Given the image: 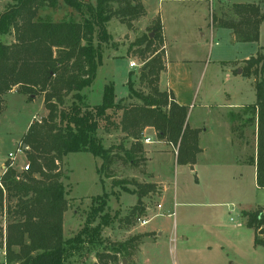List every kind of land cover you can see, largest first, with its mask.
<instances>
[{"label": "trees", "instance_id": "obj_1", "mask_svg": "<svg viewBox=\"0 0 264 264\" xmlns=\"http://www.w3.org/2000/svg\"><path fill=\"white\" fill-rule=\"evenodd\" d=\"M64 2L81 15L80 21L39 19V11L48 3L54 7V0H15L0 13V97L18 87L22 95L29 96V101L44 95L48 111L41 123L33 122L29 126L22 139L28 146L26 157L30 170L19 172L10 168L0 178V209L6 208L12 218L6 234L0 232V239H4L0 248L6 249L7 264H74L71 258L81 252L83 245L96 244L101 226L109 224L107 215L100 216L99 226L94 228L89 223L83 234L65 239L64 215L69 202L60 165L70 154L90 153L102 161L99 173L109 170L116 153L114 147L106 148L98 136L102 124L104 130L117 128L132 140L125 156L126 162L133 166L144 158L142 140L147 128H153L160 140L177 148L179 165L196 164L201 152L200 131L188 125L189 108L179 105L173 93L159 87L165 69L162 57H154L157 52L154 46L161 33L159 22L153 38L143 35L133 45L143 48L142 55L150 54L138 74L143 89H135L131 73L127 98L117 101L114 87L108 85L100 105L86 103L83 92L93 85L102 59V45L110 41L108 24L117 19L132 29L134 22L145 15L141 0ZM262 3L264 0L232 5L229 9L232 17L213 15L212 24L232 30L239 42H258L260 25L264 22ZM10 34L15 35L14 42H2L1 37ZM263 74L264 54L259 52L245 62L242 76L254 80L256 91V104L248 111L252 113L250 122L258 119L257 185L261 189H264ZM110 111L122 112L118 125ZM157 192L153 183H136L129 192L137 196L129 219L146 217L144 200ZM104 198L97 200V207H92L95 215L107 208L108 197ZM243 218L246 226L255 231V245L264 248V209L243 211ZM141 240L140 236H133L113 245L109 253L96 255L95 264H120L119 256L125 258L128 250Z\"/></svg>", "mask_w": 264, "mask_h": 264}, {"label": "rangeland", "instance_id": "obj_2", "mask_svg": "<svg viewBox=\"0 0 264 264\" xmlns=\"http://www.w3.org/2000/svg\"><path fill=\"white\" fill-rule=\"evenodd\" d=\"M54 1L56 2L54 7L48 3L39 11V19L52 22L81 20V15L75 9L67 6L64 0ZM75 1L95 4V0ZM146 1L151 7L157 4V0ZM193 1L197 2L198 0ZM209 1L211 6L214 5L213 7L209 6ZM222 1L203 0L201 6H195L198 5L196 3H194L195 5L192 4V7L186 6V10L181 12L179 19L175 21V26L185 28L187 40L192 43V51L213 61L218 59L245 60L254 55L259 46L262 47L260 53L264 54V23L261 27L259 43H232L229 30L213 26V14L217 16L222 10L219 5V3H224ZM229 1L231 3H250L255 0ZM14 2L15 0H0V13ZM157 22L147 27L137 21L134 23L133 29H128L117 19H113L108 24L110 41L102 45L103 54L96 78L87 91L89 103L92 106L102 103L104 88L108 85L114 87L117 101L127 98L131 73L133 74L132 81L135 89L138 91L143 89L138 74L139 70L146 64L147 57L150 54L142 55L141 50L143 48L133 45L143 35H155L153 30L158 26ZM215 30L216 33L213 38L212 31ZM158 37V42L154 46L157 48L154 57H162L165 66L166 55L161 33L158 34ZM1 40L6 44H11L15 40V35L2 36ZM94 44L98 45L97 40ZM131 62H135L138 68L132 69L130 67ZM217 71L218 68L212 64L206 66V83L210 81L223 89L225 78L222 76L212 78ZM262 80L264 81V74ZM246 85L248 87L247 83ZM12 91L0 97L1 176L4 173L5 160L10 153L16 152L18 143L22 142L29 126L33 122L41 123L48 115L43 102L44 95H38L33 97L34 100L29 101V96L22 95L18 87H15ZM88 99L86 98V103H88ZM130 102L127 101L126 103ZM247 110H249V107L244 109V111ZM109 113L113 115L115 123L118 125L122 112L117 111L116 114H113L110 111ZM206 116H203V118L205 119ZM246 117L249 118V116H245V119ZM207 118L214 119V112L208 115ZM188 121L192 122V119H188ZM102 127L98 136L102 139L106 148L114 147V153H116L115 161L109 170L99 173L102 161L90 153L70 154L60 165L64 175L62 180L65 186L66 198L69 202L64 226L65 239L81 235L89 223L94 228L99 226L100 216L107 215L110 217L108 226H101V234L97 237L96 244L94 246L90 244L83 245L81 252L74 254L71 258L72 263L95 264L98 253H109L113 245L123 243L134 235H142L145 227L141 225L140 220L148 221L151 216L155 215L154 209L159 210V192L156 195L148 196L144 200L145 206L151 208V210H147L148 215L146 217H140L139 219H129L131 209L137 204V196L129 192L135 189L136 183H150L163 176L162 181H165L168 189L166 195L168 201L172 202L175 192H179L180 198L176 201V207L171 205V212H175L174 216L159 215L146 227V230L163 232L158 251H156L157 254H150V264H173L174 257L171 250L174 247L176 248L175 258L177 264H264V248L255 245V231L246 226L241 211L240 215L236 208L232 209L233 205H230V207L206 205L211 202L204 203L205 199L200 201L196 199L197 194L195 191H200L202 188L194 186V174H192L191 166L178 164L177 148L165 140H160L155 131L156 136L151 139L154 145L148 148L147 151L145 149L147 146L145 144L146 139L143 136L144 158L138 160L137 166H133L126 162L125 156V151L130 149L132 140L127 139L125 134L117 128L110 127L106 131ZM147 135L152 136L150 132ZM120 146H123V148H118ZM153 149H160L164 153L155 155ZM150 158H152V162H150ZM27 163V160L20 159L17 162V170L22 172ZM155 185L157 190L163 188L161 183ZM193 192L194 195H192ZM104 197H108L107 208L100 212V215H95L92 207L94 205L97 207V204H95L97 200ZM192 199L195 203L201 202L203 205H192ZM217 204L222 203L217 202ZM250 208L252 210L255 208L264 209V189L260 188L255 192L250 202ZM11 221L12 218L6 208L0 209V232H3L4 235L6 234L7 224ZM238 225H241V228ZM193 231V234L196 235L193 236L194 239L188 242L182 239V237L190 236ZM175 237L177 239L176 243L172 242ZM1 242H4V239H0V244ZM120 259L119 263L124 264ZM0 264H7L5 247L0 248Z\"/></svg>", "mask_w": 264, "mask_h": 264}, {"label": "crops", "instance_id": "obj_3", "mask_svg": "<svg viewBox=\"0 0 264 264\" xmlns=\"http://www.w3.org/2000/svg\"><path fill=\"white\" fill-rule=\"evenodd\" d=\"M223 1L224 3H219L222 8L217 15L219 18L232 17L229 11L232 5L257 2V0L250 3ZM141 2L145 9V15L137 20L138 23L148 27L158 21L161 25V36L163 37L166 56L165 70L160 78V90L173 93L179 105L189 108L188 119H192V122L188 121V125L192 129L200 131L199 146L201 152L197 156L196 164L189 166L192 174H194V186L202 188L200 191H195L196 199L199 201L205 199L204 203L211 202L206 205H219L221 207L233 205L234 207L231 206L232 209L236 208V211L240 215L242 213L243 216V211L252 210L250 208L251 199L260 188L257 185L258 119L255 122H250L252 113L248 110L244 111L245 108L256 104L257 97L253 85L254 80L247 79V87L246 78L242 76V68L247 60L260 52L262 47L259 46L256 53L245 60L218 59L213 61L193 52L192 43L187 40L185 28L174 25L181 12L186 10V6L192 7L194 3L198 4H194L195 6H201L203 0L197 2L193 0H157V4L153 7L146 0H141ZM209 6H211L210 1ZM263 6L264 3L260 5L262 13H264ZM262 24L260 25V32ZM210 28L212 30V26ZM215 33L216 30L212 31L213 38ZM229 34L232 43H242L237 40L232 30H229ZM253 43H259V41ZM211 64L218 68L216 74L211 77L222 76L225 78L223 89L210 81L206 83V66ZM88 89L84 90L87 99ZM89 105L91 104L89 103ZM212 112H214V119L207 118ZM196 113L197 116L195 117ZM203 116L206 118L204 119ZM235 116L236 119H234ZM245 116H249V118L246 117L245 119ZM148 132L152 136H148ZM144 136L145 139H150V143L145 142L147 151L154 145L151 139L156 136V132L153 128H147L144 131ZM153 151L155 155L164 153L160 149H153ZM253 159L254 163L252 162ZM150 160V162L153 161L152 158ZM160 177L157 181L150 183L163 184V188L158 190V196H160L158 205L161 208H158L159 210L154 209L155 215L151 216L148 220L149 223L143 226L145 230L142 235H134L140 236L142 242L128 250L125 258L119 256L124 264H150L151 255L157 254L156 251H158L163 232L146 230V227L159 215L171 216L172 206L176 207V201L180 198L179 192H175L172 202L168 201L166 197L168 189L165 181H162L163 176ZM217 202L222 204H217ZM192 205H203V203H195L192 199ZM147 210L150 211L151 208L148 207ZM65 217L66 213L64 226ZM193 233L194 231L190 236L182 237V239L187 242L194 239L193 236L196 235ZM172 242H177L176 237ZM171 251L174 257L173 264H177L176 248L174 247Z\"/></svg>", "mask_w": 264, "mask_h": 264}, {"label": "built area", "instance_id": "obj_4", "mask_svg": "<svg viewBox=\"0 0 264 264\" xmlns=\"http://www.w3.org/2000/svg\"><path fill=\"white\" fill-rule=\"evenodd\" d=\"M130 67L132 69H137V64L135 62H131L130 63ZM146 143H150V139H146L145 140ZM28 149V146L25 145L24 143H22L21 141L18 143V147H17V150L15 153H10L8 155V158H7V161L5 162L4 164V167H3V170H4V173L7 172L8 169L10 168H17V162L20 160V159H24L25 161L27 160V157H26V151ZM28 161V160H27ZM30 170V163L28 162L22 169V172H27ZM3 173V174H4ZM159 208H161V206H159ZM172 215L174 216L175 215V212L172 213ZM140 223L142 226H145L149 223V221H146V220H140Z\"/></svg>", "mask_w": 264, "mask_h": 264}, {"label": "water", "instance_id": "obj_5", "mask_svg": "<svg viewBox=\"0 0 264 264\" xmlns=\"http://www.w3.org/2000/svg\"><path fill=\"white\" fill-rule=\"evenodd\" d=\"M154 34H151L150 37L153 38ZM141 72V70H139V73Z\"/></svg>", "mask_w": 264, "mask_h": 264}]
</instances>
